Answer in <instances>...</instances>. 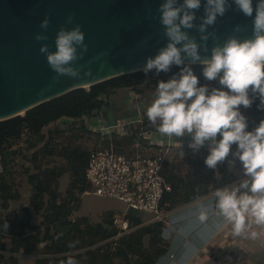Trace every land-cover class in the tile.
<instances>
[{
	"label": "clouds",
	"instance_id": "obj_1",
	"mask_svg": "<svg viewBox=\"0 0 264 264\" xmlns=\"http://www.w3.org/2000/svg\"><path fill=\"white\" fill-rule=\"evenodd\" d=\"M232 5L252 18V35L243 39L229 35L222 44L212 46L209 58L201 60L198 43L182 30L193 27L192 10L200 8L201 0H162L157 10L167 40L154 55L145 58L139 71L145 75L153 69L156 73H167L172 65H183L170 78L156 83L154 99L145 109L147 120L169 139L188 134L191 138L188 147L193 150L207 143L204 164L209 169L224 161L231 148L232 156L241 162L244 178L238 184L217 187L210 206L216 210L218 227L230 224L233 235L255 239L258 233L250 230L251 225L264 226V119L249 130L239 106L248 107L253 97L258 96L257 107L264 108V0H205L202 22L197 27L200 40L206 41L209 35H214L206 33V27L213 25ZM67 20L71 22V15ZM48 23L45 16L40 27L45 29ZM240 27L234 25V31ZM35 39L44 40L47 36L38 32ZM87 48L84 32L76 24L71 28L61 26L56 31L54 50L41 44L39 51L57 75L76 78L80 71L73 64ZM184 57L200 61L203 77L217 81L219 86L209 88L200 84ZM89 72L85 69L84 75ZM232 163L229 160V165ZM207 207L202 205L197 211L201 222L208 217ZM63 264L78 262L68 256Z\"/></svg>",
	"mask_w": 264,
	"mask_h": 264
},
{
	"label": "trees",
	"instance_id": "obj_2",
	"mask_svg": "<svg viewBox=\"0 0 264 264\" xmlns=\"http://www.w3.org/2000/svg\"><path fill=\"white\" fill-rule=\"evenodd\" d=\"M182 66L172 65L170 68H173V72L160 76L145 75L141 71L121 75L92 85L89 89H75L32 108L24 115L0 121V153L4 166V171L0 173L2 207L7 208L12 199L18 198V195L11 191L10 167L14 165L16 153L10 146L11 142L27 134L29 147L35 148L27 159L39 166L38 172L28 176L33 193L30 199L31 206L25 207L24 216L14 218L0 214V264H18L19 260L15 253L30 254L38 251H41V256L36 258L33 264H63L68 256L74 257L78 264H115L117 258L125 264H155L158 261L167 250V245L162 247L158 243V240L163 242V221H154L135 228L121 237L110 249L108 244L104 246L98 243L108 240L113 235L112 216L106 218L103 223L95 224L84 217L71 218L74 210L80 206L81 194L89 187L84 170L90 152L74 147L67 152L65 166L44 167V160L54 153L52 139H49L44 130L62 117L82 120L86 116L96 115L109 107L111 95L119 88L129 87L139 93L144 92L141 85L155 89L159 80L170 78ZM189 66L198 76L200 84L208 82L212 84L211 87L218 86L213 83L214 81H208L203 77L202 64H189ZM130 77H135L136 80H128ZM259 103V97L254 96L248 107L239 106L246 117L249 130L264 119V108H258ZM144 125L148 130L155 129L148 120ZM125 142L127 138L116 137L113 141L111 137L106 145L112 144L119 152L128 154L122 146ZM171 163L166 160L161 169V174L171 185V190L164 194L161 201V206L166 209L189 203L198 195L195 184L187 178L188 174L184 176L176 174ZM64 172H69L70 182L65 193H62L58 189V179ZM226 183L228 182L223 181L221 185ZM48 208L51 211L48 212ZM63 209L65 212L61 213ZM35 211L42 215L39 225L31 223ZM130 217L134 226L142 223V219L132 215ZM145 237L149 238L148 246L145 245ZM8 239L10 246L6 241ZM93 245L94 248H91ZM85 246L89 248L83 253L86 256L84 262L81 260V254L76 251Z\"/></svg>",
	"mask_w": 264,
	"mask_h": 264
},
{
	"label": "water",
	"instance_id": "obj_3",
	"mask_svg": "<svg viewBox=\"0 0 264 264\" xmlns=\"http://www.w3.org/2000/svg\"><path fill=\"white\" fill-rule=\"evenodd\" d=\"M162 0H0V121L24 115L32 108L78 88H86L121 75L138 72L145 58L166 43L159 23ZM180 2V0H178ZM205 0L195 12L193 27L182 29L198 43L200 59L210 57L214 44L229 35L243 39L252 35V18L235 5L206 27L201 41L198 25ZM71 15L72 20H67ZM47 16L45 29L40 21ZM79 24L87 51L73 64L80 76L57 75L48 66L41 44L54 50L56 31ZM239 24L240 30L233 26ZM41 32L47 39L36 40ZM183 56V53H182ZM185 63L192 62L184 57ZM89 69L88 75H84Z\"/></svg>",
	"mask_w": 264,
	"mask_h": 264
},
{
	"label": "crops",
	"instance_id": "obj_4",
	"mask_svg": "<svg viewBox=\"0 0 264 264\" xmlns=\"http://www.w3.org/2000/svg\"><path fill=\"white\" fill-rule=\"evenodd\" d=\"M126 89L127 93L125 101H123V108L114 100V96L121 88L117 89L110 97L109 107L114 108L115 115L116 109H120L121 112L119 116H111V112L102 114L101 111L89 118L87 116L84 117L83 122L85 124L89 122V126L93 129L96 127L102 128L115 123H124L128 125H134L135 123L144 124L147 120L145 109L154 99V93L148 96L147 93H139L129 87ZM64 118L67 117H62L60 120H65ZM127 130L129 132L130 128L127 127ZM144 133L145 132L142 131V134ZM144 136V138L148 140L146 141L147 144H149V140L158 144L154 145V147H159V142L163 144L170 143L171 151L178 148H189L188 144L191 139L188 134L169 139L153 130H148L147 134ZM232 147H234V145ZM190 152H194V157L189 161L192 162L190 164L192 169L183 174L182 171H180L181 166L179 170L178 167L174 166V172L181 176L188 174L187 178L195 184L198 195L194 198V201L192 200L193 202H191V205L186 204L184 205L185 207H176L171 213V222L168 224L164 223L162 237L167 239L174 238L172 249L170 250L172 255L168 257L162 255L155 264H261L262 253L264 251V226L251 225L250 230H254L258 233L255 239L248 238L247 236L233 235L230 224L218 227L219 218L215 214L216 210L214 207L210 206L214 200L212 192L217 187L238 184L239 180L244 178L241 162L238 158L232 156L230 148V152L225 160L218 162L215 169H209L204 164V157L208 153L207 143L199 149L190 150ZM178 156L177 158L172 157L169 159V162H177L176 160L180 158L179 154ZM196 156H198V159ZM229 160L233 161L231 165H229ZM175 165L177 164L175 163ZM223 181H227L228 183L221 185ZM202 205L208 206V217L203 222L199 221L197 218V211ZM127 212L129 217L132 215L144 218L143 214H139L132 209H129ZM35 213L37 212L35 211ZM33 218L31 221L32 224H41V221L37 223ZM71 218H75L74 214L71 215ZM144 219L142 223L145 221ZM150 221L147 222L152 223ZM185 237H187V240ZM34 254L35 253L29 254L24 252L15 253L19 260L18 264L22 256H34L35 259L41 256V253Z\"/></svg>",
	"mask_w": 264,
	"mask_h": 264
},
{
	"label": "rangeland",
	"instance_id": "obj_5",
	"mask_svg": "<svg viewBox=\"0 0 264 264\" xmlns=\"http://www.w3.org/2000/svg\"><path fill=\"white\" fill-rule=\"evenodd\" d=\"M173 68H170V70L167 72L171 73L173 72ZM166 74L165 72L161 71L160 73H156L154 71H150L147 75L151 76H160ZM128 80H136L135 77H130ZM213 83H216L218 85L217 81H214ZM208 87H211V83L208 84V82L204 83ZM152 86V85H151ZM219 86V85H218ZM90 87H86V89H89ZM141 88L144 89V93H147L148 96L154 93V88L152 87H145L144 85H141ZM127 89L121 88L119 92L114 96V100L122 106L123 108V101H125ZM130 100V99H128ZM121 108V109H122ZM245 108V107H244ZM109 112L112 113L111 116H119L120 115V109H116V115L114 114V108L106 107L102 110V114H108ZM89 118V117H88ZM65 120H58L54 123H52L50 126L45 128L46 135L49 136V139L52 141V147L54 148V153L51 157H48L44 160L43 165L44 167H55V166H65V163L67 162V152L74 148L78 147L84 151L90 152L92 149H94L97 146H107L106 143L108 142L109 137L108 134H102L100 132L94 131L93 128H91L88 124H85L83 122V119H74V118H64ZM127 127L130 128L128 135L125 136H118L117 134H112L111 137L113 138V141L116 137L127 138V142H125L122 146L125 149L124 151L128 154H133L135 152V147L137 142H142V144L145 146L147 145L146 138H144V135L147 134L148 129L146 128L144 124L141 123H135L134 125H128ZM142 131L145 133L142 134ZM153 131H156V129H153ZM26 133V132H25ZM27 134L23 135L22 138L13 140L10 144L11 148L16 151L14 155V162L13 166L10 167L11 170V191L18 195L17 199H12L9 202V206L7 208H4L1 206L0 202V214L3 216H9L14 218H20L24 216L25 214V207H30V199L31 195L33 193V188L31 184L29 183L28 176L31 173L38 172L39 166L36 164L34 165L32 162L28 161L27 156L35 149L32 147H29L27 142ZM128 138L130 140H128ZM158 147H154L153 151H158ZM192 150L191 148H181V149H175L171 151L169 159L177 158L180 155V158L177 159V162H172L171 164L175 167H178V170L180 169L183 174L187 173L192 169L190 164L192 162H189L190 159L194 157V152H190ZM183 153L181 155L180 153ZM198 159V156H196ZM168 159V160H169ZM170 161V160H169ZM175 163L177 165H175ZM182 163V164H181ZM58 189L62 193H65L66 189L68 188V184L70 182V174L69 172H64L63 175H61L58 179ZM88 190H93V187H88ZM81 203L78 209L74 210V216L75 218L81 217L86 218L90 223H103L106 218L109 216H112L115 213H123L129 211V208L126 203H124L122 200L112 198V197H104L96 195L92 192L90 193H82L81 194ZM194 201V200H193ZM191 201V202H193ZM190 203H184L180 204L177 207L184 206L186 204ZM185 207V206H184ZM176 208V207H175ZM166 209L168 211L167 217L165 218L168 223L171 222V213L175 209ZM47 211H51L50 208L47 209ZM76 211V212H75ZM62 212H65L64 209ZM139 214H143L144 218L141 216H135L139 219H144V224L148 223L147 221H150L153 217L152 213H142L138 212ZM78 215V216H77ZM33 219L35 222L39 223V221L42 220L41 213H35L33 214ZM151 222V221H150ZM140 224L135 226L137 229L138 227L144 225ZM134 228V229H135ZM133 229V230H134ZM62 230H65V228H62ZM163 242L158 240V243L162 247L164 245H167V250L164 252L163 255H166L167 257L172 255L170 250L172 249L173 239H167L162 237ZM187 240V237H185ZM8 246L11 245L10 240H6ZM145 245L148 246L149 244V238L145 237L144 239ZM102 241L98 243V245H101ZM108 246H110V249L113 248V245H111L110 242H107ZM97 245V244H95ZM91 246V248H94V246ZM88 246L82 247V249H78L76 253L81 254V260L85 262L86 256L83 255V253L88 249ZM41 252V251H40ZM39 251L35 254H39ZM75 251H73L74 253ZM34 254V255H35ZM70 254V253H69ZM39 256V255H38ZM35 260V257L33 256H22L20 258L19 264H33ZM115 264H125L120 258L115 259Z\"/></svg>",
	"mask_w": 264,
	"mask_h": 264
},
{
	"label": "built area",
	"instance_id": "obj_6",
	"mask_svg": "<svg viewBox=\"0 0 264 264\" xmlns=\"http://www.w3.org/2000/svg\"><path fill=\"white\" fill-rule=\"evenodd\" d=\"M128 124L115 123L94 131L102 134L118 136L128 135ZM145 137V136H144ZM143 145L137 142L133 154L119 152L112 144L97 146L90 151L88 164L84 170L89 187L83 193H94L99 196L112 197L122 200L128 208L137 212L152 213L151 222L165 220L168 211L161 206L164 194L171 190V185L161 174V169L171 153L170 143L159 142V150H154L153 141ZM4 171L0 153V173ZM144 222V221H143ZM149 223V222H148ZM144 224V223H141ZM111 228L113 235L101 245L110 242L113 247L125 234L131 232L135 226L128 212L115 213L112 216ZM261 264H264V251Z\"/></svg>",
	"mask_w": 264,
	"mask_h": 264
}]
</instances>
